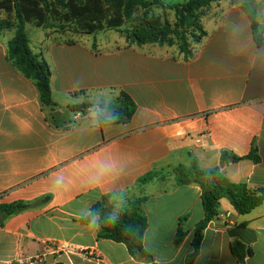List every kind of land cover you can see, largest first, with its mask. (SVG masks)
Wrapping results in <instances>:
<instances>
[{
	"label": "crops",
	"instance_id": "obj_1",
	"mask_svg": "<svg viewBox=\"0 0 264 264\" xmlns=\"http://www.w3.org/2000/svg\"><path fill=\"white\" fill-rule=\"evenodd\" d=\"M257 21L264 39V0ZM201 22L206 36L189 59L175 48H105L96 38L69 40L36 26L31 35L27 24L32 51L50 67L55 108L9 59L14 30L0 35V205L34 204L0 227V264L40 254L47 264H145L124 244L98 239V217L80 222L104 196L123 207L146 197L145 250L157 264H186L204 219L201 189L177 186L166 173L195 159L233 183L264 187V41L257 44L241 0L210 4ZM122 93L135 114L102 124L99 116ZM85 102L94 106L86 114L70 110ZM64 107L72 117H63ZM223 153L240 160L222 164ZM252 154L258 162L247 158ZM101 163L112 167L96 183ZM151 171L160 176L140 185ZM221 210L194 264H238L235 240L253 250L245 264H264V204L240 215L223 199Z\"/></svg>",
	"mask_w": 264,
	"mask_h": 264
},
{
	"label": "trees",
	"instance_id": "obj_2",
	"mask_svg": "<svg viewBox=\"0 0 264 264\" xmlns=\"http://www.w3.org/2000/svg\"><path fill=\"white\" fill-rule=\"evenodd\" d=\"M220 0H188L180 5H169L162 0H0V12L14 14V21L0 22V35L14 30V36L8 44V57L24 75L32 79L39 91L44 105L55 108L51 90V70L48 63L35 54L30 47V39L26 31L27 24L38 28L49 29L48 23L54 19L61 23L73 24L82 33L94 35L106 30H121L125 25L134 23V15L138 9L144 10V15L133 30L125 31L126 39L130 43L143 46L144 44L172 45L174 39L179 40V50L189 59L206 36L202 25V11L210 4ZM170 9L175 13V23L162 21L160 17H148V9L152 6ZM241 7L252 23L255 39L258 45L264 41L257 21L258 0H241ZM189 35L191 41L189 40ZM131 45V44H130ZM133 45V44H132ZM94 107L90 103L70 106L74 113L86 114ZM114 112L111 119L99 116L102 124H117L129 121L136 112V105L125 93H122L110 107ZM258 162L259 157L254 154L247 157ZM229 160H240L223 153L222 164ZM175 178L177 186L197 185L201 189V200L204 219L194 230L193 252L187 257L186 264H194L200 253L203 234L208 225L222 212L221 200L227 199L240 215H247L264 204V187L250 188L245 183H233L219 170L202 169L193 159L190 165H180L166 175ZM158 172L151 171L139 180L145 185L158 178ZM146 197H139L130 201L129 206L117 204L111 196H104L94 204L90 214L80 220L83 224L99 218L98 239L122 243L129 254L145 264H157L144 248V236L148 228V219L143 211ZM46 200H44L45 202ZM34 206L33 203L16 202L0 205V227L12 216L18 215ZM187 215L180 221L178 241L184 237L181 225ZM230 250L238 264H245L251 257L253 250L235 240Z\"/></svg>",
	"mask_w": 264,
	"mask_h": 264
},
{
	"label": "rangeland",
	"instance_id": "obj_3",
	"mask_svg": "<svg viewBox=\"0 0 264 264\" xmlns=\"http://www.w3.org/2000/svg\"><path fill=\"white\" fill-rule=\"evenodd\" d=\"M152 1V0H151ZM166 4L169 5H180L188 0H162ZM144 10L138 9L134 15V23H129L125 25L121 30L116 31V30H106L103 32H99L94 35H86L82 33L75 25L73 24H66V23H61L57 20H50L48 23V26L50 27V30H55L58 31L59 33L63 34L67 39L71 40H76V39H81L84 42H92L95 39V41H98V44L105 48H112V47H117V46H122L123 44H133L135 45L136 43H130L126 39L125 31H130L133 30V26L139 24L140 20L142 19L144 15ZM160 17L161 20L164 22L168 20L171 24H174L176 19H175V13L170 10V9H163L162 7L159 6H152L150 9H148V17ZM15 19L14 14H6L5 12H0V22L2 21H11L13 22ZM28 30L29 33L32 35V30L38 31L35 29L34 25L29 24L28 25ZM172 45L165 44L163 46L159 45L160 47H169V48H175L179 50V40L174 39ZM189 40L191 41V37L189 35ZM125 42V43H124ZM34 45V42H32ZM146 45H155V44H144L143 46ZM158 45V44H157ZM180 51V50H179ZM63 117L66 118L68 115L71 116L70 110H68L66 107L63 108L62 110Z\"/></svg>",
	"mask_w": 264,
	"mask_h": 264
},
{
	"label": "built area",
	"instance_id": "obj_4",
	"mask_svg": "<svg viewBox=\"0 0 264 264\" xmlns=\"http://www.w3.org/2000/svg\"><path fill=\"white\" fill-rule=\"evenodd\" d=\"M18 264H47L46 255L40 254L17 261Z\"/></svg>",
	"mask_w": 264,
	"mask_h": 264
},
{
	"label": "clouds",
	"instance_id": "obj_5",
	"mask_svg": "<svg viewBox=\"0 0 264 264\" xmlns=\"http://www.w3.org/2000/svg\"><path fill=\"white\" fill-rule=\"evenodd\" d=\"M111 167H112L111 165L101 163L99 173L97 175L91 177V179L94 182L99 183L101 176L104 174V172L108 171ZM92 223H95V219H93Z\"/></svg>",
	"mask_w": 264,
	"mask_h": 264
},
{
	"label": "water",
	"instance_id": "obj_6",
	"mask_svg": "<svg viewBox=\"0 0 264 264\" xmlns=\"http://www.w3.org/2000/svg\"><path fill=\"white\" fill-rule=\"evenodd\" d=\"M59 114H56L55 116L58 117ZM112 116V111L111 110H107V118H111Z\"/></svg>",
	"mask_w": 264,
	"mask_h": 264
}]
</instances>
